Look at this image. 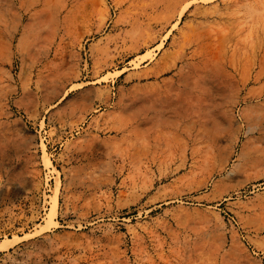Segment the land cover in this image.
<instances>
[{"label":"rangeland","instance_id":"rangeland-1","mask_svg":"<svg viewBox=\"0 0 264 264\" xmlns=\"http://www.w3.org/2000/svg\"><path fill=\"white\" fill-rule=\"evenodd\" d=\"M43 3L61 14L49 56L20 50L15 18L2 21L0 264H264V168L234 167L244 136L217 173L232 122L264 126V76L249 81L264 74L263 9L252 30L242 18L264 0ZM19 8L0 0L3 18ZM202 61L220 67L204 73ZM55 64L75 77L48 103ZM22 74L35 93L26 104ZM168 88L192 103L186 152L179 134L170 149L147 122L152 104L182 115L154 103Z\"/></svg>","mask_w":264,"mask_h":264},{"label":"bare ground","instance_id":"bare-ground-1","mask_svg":"<svg viewBox=\"0 0 264 264\" xmlns=\"http://www.w3.org/2000/svg\"><path fill=\"white\" fill-rule=\"evenodd\" d=\"M18 1L20 3L18 14L12 15V13L10 14L4 13L5 14L4 18L2 17V15L0 16V37H1L2 28L4 27L2 26V21L7 22L8 20H12L11 18L13 19L15 18L14 21H16L15 23L16 26L14 27H16L15 30L19 32V36H20L19 42H18L19 49L28 50V47H29L31 51H34L35 54L41 55L43 57L49 56L53 50V39L55 40L58 37L60 29H61L60 27L61 14H59L58 11L56 10L54 11V14L50 15L49 12H47L46 4L45 3L42 4V0H18ZM259 7H262L263 12H264V6H257L253 4L246 5L247 9L245 10L242 18L245 20L244 22L249 23V27L251 28V30L254 29L259 24V20H260L259 15L261 14V10H262ZM10 11H12V9ZM47 20L52 21V23L46 24L45 22ZM6 39L8 40V38ZM219 65L220 64L218 61H212L210 63H207L206 61H202V64L197 66L196 68H199L202 70V72L206 73V72L218 70L220 67ZM25 74L27 73L25 72ZM262 76H264V74L262 73V71H259L256 74L249 76V81L260 80ZM9 77L11 78L10 74H9ZM25 77H28V76L22 74L20 77V81L22 82V89H23V94L20 98L21 104H26L28 100L35 99V93L29 89L30 83ZM74 77L75 75L71 73L67 75L64 74L60 65L55 64L51 68V80H49V86H46V89H45L44 95L46 96L47 102L49 103L50 101L54 100V101H58L59 103L65 95V92H66L65 88L67 86L66 83L72 80ZM44 78L45 76L43 75V73L39 72L38 79L36 80V84L39 85L42 82V80H44ZM176 91L174 89L168 88V90H156L154 92H151L150 94L156 97L154 103H156L157 101L160 103L163 102L161 108H164V109L167 108L168 113H173V110H175V112H181V113L183 112L182 115H180L179 117L175 119L171 118L169 115H167L166 117L164 116V114H162V109L157 110L156 108L157 106L155 104H152V107L148 111L152 113V116L150 120H148L147 122L151 123L149 128L158 127V131L160 132V134H162V136L159 137V139L164 140L165 145L169 147L170 149L175 147L177 136L179 134L181 138L183 139V142H181L183 143V151L186 152L187 147L189 146L187 135H186L188 131V127L186 124H184L185 122L183 123V120L184 119L186 120L188 116L190 115V108H192V103L189 101L188 98H186L185 100H181L182 93H178ZM173 92H175L176 94ZM150 94H147L146 97H148ZM158 95H161V96L157 99ZM249 98L250 97L247 96L244 99L248 100ZM84 116L85 115H82V117ZM258 119H260V117H257V118L255 117V119L253 121L251 120V122L248 123L245 128L243 127L242 123H238L237 121L232 122L233 130H232V135L230 138V144L228 145V148L222 151V157H221L222 161L220 165H218L219 166L217 170L218 174H220L229 164L230 160H232L233 156L237 152V146L242 141L243 136L245 137V141L243 142L242 150L239 155V159H238L239 162L236 163L234 167H237V168L243 167L245 172H249V173L252 172L254 174H256L257 172H259L260 170L264 168V135H262L261 136L262 138H260L259 140L257 139L254 141V138H255L254 133L259 130L264 131V126L261 125V122ZM179 121H181V123ZM131 130H133V133H134V129H131ZM143 141H145L144 138H143ZM209 141L214 142L216 141V138L213 135H211L209 138ZM257 141H259V146L256 147L255 151L253 152L251 151V149L254 147ZM211 160L212 159L210 157V152L209 151L205 152V155L202 160L203 164L208 166V164L209 165L211 164ZM182 165H184V163H182ZM250 178L251 177L248 174L242 175L239 183L243 184L244 182H247ZM56 182H57V185L55 187L56 189H55V196H54L55 201H56L59 189H60L59 186L61 184L59 176ZM55 213H56V207L54 204L48 216L51 217ZM6 244L7 243H5V245Z\"/></svg>","mask_w":264,"mask_h":264}]
</instances>
